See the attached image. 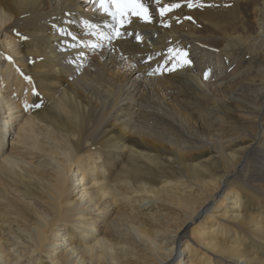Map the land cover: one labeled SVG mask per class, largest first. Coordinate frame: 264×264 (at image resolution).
Wrapping results in <instances>:
<instances>
[{
	"label": "bare ground",
	"instance_id": "bare-ground-1",
	"mask_svg": "<svg viewBox=\"0 0 264 264\" xmlns=\"http://www.w3.org/2000/svg\"><path fill=\"white\" fill-rule=\"evenodd\" d=\"M194 3L110 43L89 0H0V264H264V0Z\"/></svg>",
	"mask_w": 264,
	"mask_h": 264
},
{
	"label": "snow or ice",
	"instance_id": "snow-or-ice-1",
	"mask_svg": "<svg viewBox=\"0 0 264 264\" xmlns=\"http://www.w3.org/2000/svg\"><path fill=\"white\" fill-rule=\"evenodd\" d=\"M90 3L95 5L96 10L102 15L109 17L115 23L107 24L106 26L111 29L110 33H105L103 31L96 33L92 31V35H99L101 39H106L110 43L123 39V38H134L136 42H143V36L139 32H131L127 31L128 26L132 22V18L136 17L142 20L145 23H150L153 19L152 13L146 0H89ZM156 3L159 4L160 0H156ZM183 3L188 8L196 7L197 5L194 3V0H183ZM182 4L180 2H173L163 7L158 8V12L160 14L161 19L163 20L166 13L173 11L174 9L180 8ZM203 6V5H200ZM187 19H192L191 17H187ZM84 25L90 31L98 28L97 24L90 22L89 20H84ZM59 32L62 36V43L64 44L65 49H77L81 45L85 47H92L93 49H100L103 47L100 43H85L84 40L81 39L77 33L66 29L64 27L59 28ZM19 36L20 34L17 33ZM27 39V37H24ZM79 55H84V53H78ZM186 53H181L179 51H174L171 47L167 49V55L163 61L157 65L156 72H160L161 69L164 71H176L179 68H182L186 65H191V60L186 59ZM9 59H11L9 57ZM153 59V57L149 56L144 62H149ZM134 67V65H133ZM152 75V72L148 73ZM208 78V73H205V79ZM30 79V77H29ZM33 94L39 96V93L33 89ZM41 106L40 103H35L32 107L39 108Z\"/></svg>",
	"mask_w": 264,
	"mask_h": 264
},
{
	"label": "rangeland",
	"instance_id": "rangeland-1",
	"mask_svg": "<svg viewBox=\"0 0 264 264\" xmlns=\"http://www.w3.org/2000/svg\"><path fill=\"white\" fill-rule=\"evenodd\" d=\"M146 3L148 4V6H149V8H150V11L153 13V15H155V10L152 8V3H153V0H146ZM102 42H104L103 40H101V43ZM200 53V55H199V57H197L196 59H195V64H199V60H200V58L202 59V58H206V59H208L209 61H210V63H212L213 65H215V66H219V64H221V62H220V60L217 58V57H215V54L214 53H212V52H206V53H203L202 51H200L199 52ZM217 59V60H216ZM130 63H134V61H129ZM218 62V63H217ZM236 113H237V117L239 118V119H247V118H249L251 115L249 114V112H246L245 110H243L242 108H238L237 110H236ZM76 183V182H75ZM168 201H169V203L171 204L172 203V201L171 200H169V199H167ZM143 212H145L146 213V215L147 216H151V217H155V215L157 214V212L158 211H156V209H152V208H150V209H147V210H144ZM161 213H166L167 215H169V217L171 216V220L173 221V216H175L176 217V219H178L179 220V216L178 215H176V214H174L173 213V210L172 209H162L161 210ZM113 217V213L109 216V218H112ZM147 218V217H146ZM156 218V217H155ZM143 220H145V219H143ZM166 220H169V219H166ZM148 222V221H147ZM149 223V222H148ZM154 223H156V222H154ZM151 224V225H149V228H147V230H149V231H151L152 230V228H153V226H155V224ZM150 224V223H149ZM169 228H176V227H178L179 226V224L177 223V224H174L173 225V223H171V224H168L167 225ZM182 245H180L179 247H177V254H180V255H182L181 254V250H180V247H181Z\"/></svg>",
	"mask_w": 264,
	"mask_h": 264
}]
</instances>
